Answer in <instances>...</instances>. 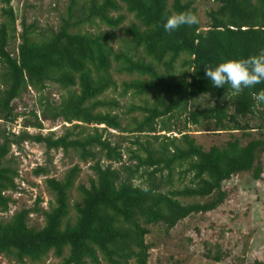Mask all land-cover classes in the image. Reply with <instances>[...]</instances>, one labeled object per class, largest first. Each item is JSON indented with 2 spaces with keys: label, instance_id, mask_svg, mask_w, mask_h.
Instances as JSON below:
<instances>
[{
  "label": "trees",
  "instance_id": "16d2710c",
  "mask_svg": "<svg viewBox=\"0 0 264 264\" xmlns=\"http://www.w3.org/2000/svg\"><path fill=\"white\" fill-rule=\"evenodd\" d=\"M81 1L69 0L56 28L40 29L34 21L26 23L21 17L17 43L10 52L7 47L16 34L15 16L10 0H0V119L13 120L17 116L15 101L21 93L27 89L40 93L49 82L64 94L53 104L45 98L42 103L39 97L43 120L52 124L78 122L71 127L63 125L59 134L48 130L14 135L1 129L0 212H6L13 201L6 192L18 190L11 145L19 150L20 142L27 140L42 144L46 151L71 150L81 162H91L93 173L87 185L75 186L79 202L73 203L72 220L68 193L80 170L78 164L69 166L60 178L45 177L44 188L50 196L47 208L39 207L38 195L31 206L14 211L6 221L0 218V255L13 257L18 263L25 258L40 261L50 252L60 259L58 264H98L101 259L107 264H146L150 245L144 236L148 225L162 224L167 231L186 216L210 211L221 203L226 195L222 183L232 174L250 171L254 180L260 176L264 103H257L252 93L264 89V82L236 95L229 85L213 86L204 67L264 50V0H209L212 5L205 12L206 25L181 26L171 34L164 31L162 18L174 12L195 13L190 1ZM121 9L140 27L131 25L123 42L125 48L113 51L111 31L125 19ZM76 11L81 14L77 19L73 17ZM84 22H97L108 31L73 30ZM138 49L142 55L134 58ZM112 62L117 73L134 75L120 80L119 94H150L149 104H130L126 113L119 114L113 111L117 100H98L117 86L110 74ZM176 62L179 74L175 73ZM201 97L210 104L197 106L194 102ZM132 112H138L139 119ZM173 113L185 114V122L191 124L209 122L212 130L229 132V137L204 149L183 130L174 131L177 137L166 135L175 129L169 125ZM29 114L32 120L23 126L42 129L36 113ZM125 114L129 115L122 124ZM253 114L258 117L255 137L249 136L251 127L244 120ZM89 124L103 127L93 126L87 132ZM158 124L164 133L155 134ZM105 128L126 133L117 138L127 140L129 146L111 141ZM235 130H241L244 143L241 136L233 135ZM8 152L10 156L5 158ZM176 167H183L179 174L190 175L188 184L165 188L171 184ZM31 172L45 175L48 169L39 164ZM30 213L42 215L43 225L38 229L27 224ZM213 258L217 260L218 255Z\"/></svg>",
  "mask_w": 264,
  "mask_h": 264
},
{
  "label": "rangeland",
  "instance_id": "374dc122",
  "mask_svg": "<svg viewBox=\"0 0 264 264\" xmlns=\"http://www.w3.org/2000/svg\"><path fill=\"white\" fill-rule=\"evenodd\" d=\"M171 0H168V4ZM190 1L195 9V14L199 17L200 25L204 26L207 23L205 12L212 5L209 0H183ZM81 3V0H78ZM69 0H10L15 16L16 34L9 40L7 49L13 52L17 43L16 35L18 33L17 22L22 17L26 23L34 21L36 27L45 29L47 27L56 28L59 17L65 16V10ZM76 9V5L74 7ZM74 12V11H73ZM125 15L124 21L116 28L112 29V41L110 45L113 51L123 50L125 48L124 41L128 39L129 33L127 30L131 25L140 27L138 22L131 14L125 12L124 9L119 11ZM81 14L77 11L73 17L77 19ZM111 15H115L114 12ZM2 19L0 14V20ZM73 30L86 31L94 33L95 31H108V27L97 22H84L79 24ZM41 36H36L39 38ZM43 38V37H42ZM134 58L141 56L142 53L138 49L134 53ZM179 62V61H178ZM175 64V73L179 74L181 69ZM110 74L117 83L115 89H108L99 99H115L118 106L113 111L121 114L126 113L130 104H149L151 102L150 94L147 95H132L127 92L124 96L119 94L120 80H130L134 75H123L117 73L113 68ZM1 69V68H0ZM0 89L2 86L0 85ZM28 92L23 91L15 101V110L17 116L11 121L0 119V131L12 132L14 135L26 132L30 135L36 133H46L48 130L59 134L61 127H71L73 123L58 121L55 124L43 120L41 116V108L38 104L40 99H47L50 103H56L64 92L56 84L47 82L40 93L34 92L32 89ZM41 95V96H40ZM42 99V103L43 100ZM197 106L210 104V100L205 97L199 98L194 102ZM43 105V104H42ZM41 105V106H42ZM22 111L23 113H19ZM29 111H34L42 122V129H36L30 126L24 127L25 121H31L32 116ZM131 115L139 119L138 112H132ZM125 114L121 116V123L127 121ZM249 127V136L255 137L258 135L256 125L258 117L247 115L244 118ZM171 128H175L166 135L179 136L174 131L183 130L192 136L196 143L200 144L204 149L210 145L222 144L228 137L229 132L212 130V125L209 122H200L199 124H191L185 122V114L177 115L173 113L169 119ZM95 126L98 129L103 127V124H89L86 131H91ZM156 133L162 134L159 124L156 125ZM78 131L74 129V132ZM109 134L111 141L120 142L123 147H128V141H119L117 135L125 136L126 133H119L116 130L105 128ZM241 130L233 131V135L241 136V143L246 141V138L241 135ZM264 137V129L261 133ZM159 140V139H158ZM20 149H16L14 145L10 146V151L16 162L18 169V177L14 178V183L17 185V191H7L10 198L13 200L8 204L6 212H0V218L6 221L9 216L21 207H28L36 196L39 195L41 201L39 207L47 208V202L50 196L45 191L43 179L45 177L60 178L63 172L71 165L78 164L80 170L75 178L73 187L69 190V218L72 220L74 216V202H79V194L75 189L77 184L87 185L88 178L93 176L89 168L90 161L81 162L76 155L67 150H48L44 149L42 144L23 140L20 142ZM9 152L5 156L8 158ZM125 159V154L122 156ZM102 163H106L103 159ZM259 162L262 166V171L258 179L254 180L251 177L250 171L239 172L232 174L229 179L222 183V188L226 192L225 198L214 209L207 212L192 213L185 218L179 220L171 229L164 231L162 224L148 225V233L144 236L145 242L149 243L148 257L146 264H256L264 263V150L260 153ZM45 165L48 169L47 174L33 175L31 169L35 165ZM117 163H112L116 167ZM183 167L174 168L172 172V181L165 188H179L182 185L188 184L190 175L188 173L179 174ZM191 200L203 201L205 198H192ZM184 202L190 201L184 199ZM27 224L38 229L43 225V217L40 213H30L28 215ZM66 251L64 252V255ZM218 255V259L213 256ZM59 258L53 257L48 252L40 261L32 262L28 259H23L22 263H18L13 257L0 255V264H58ZM89 264V263H87ZM98 264H107L104 260H100Z\"/></svg>",
  "mask_w": 264,
  "mask_h": 264
},
{
  "label": "clouds",
  "instance_id": "9594fccd",
  "mask_svg": "<svg viewBox=\"0 0 264 264\" xmlns=\"http://www.w3.org/2000/svg\"><path fill=\"white\" fill-rule=\"evenodd\" d=\"M163 29L173 33L181 26H193L200 23L199 17L191 11L174 12L163 17ZM206 77L215 87L229 85L233 93L238 95L246 88H253L264 82V50L259 54L242 59H227L213 67L205 66ZM257 103H264V89L252 93Z\"/></svg>",
  "mask_w": 264,
  "mask_h": 264
}]
</instances>
